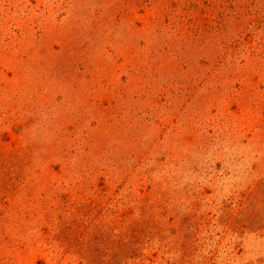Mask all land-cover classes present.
Wrapping results in <instances>:
<instances>
[{"label":"rangeland","instance_id":"obj_1","mask_svg":"<svg viewBox=\"0 0 264 264\" xmlns=\"http://www.w3.org/2000/svg\"><path fill=\"white\" fill-rule=\"evenodd\" d=\"M0 264H264V0H0Z\"/></svg>","mask_w":264,"mask_h":264}]
</instances>
